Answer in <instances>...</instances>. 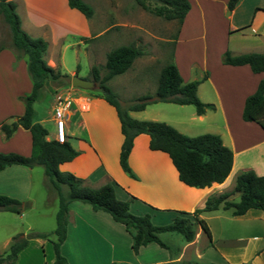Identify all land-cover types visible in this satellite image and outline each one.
Wrapping results in <instances>:
<instances>
[{
    "label": "crops",
    "instance_id": "obj_1",
    "mask_svg": "<svg viewBox=\"0 0 264 264\" xmlns=\"http://www.w3.org/2000/svg\"><path fill=\"white\" fill-rule=\"evenodd\" d=\"M11 1L14 2L20 25L26 23L41 26L45 31L52 30L54 33L55 23L61 24L64 32L70 30L71 22H86V18H80L73 12L75 8L69 7L66 0ZM188 2L189 7L172 39L173 62L182 81L198 79L196 95L201 101L213 105L201 113L195 112L197 118H213L215 113L220 118L218 125L214 121L211 124L214 126L212 132L218 134L222 143L232 152L231 166L225 178L202 187L183 183L178 179L167 153L149 148L148 135L143 132L132 138L127 161L135 177L129 176L118 163L122 135L114 107L101 96L73 88L70 91L72 102L65 119V134L66 140L77 153L58 164L59 169L82 177L89 186L111 182L114 195L129 200L130 212H151L150 219L152 212L162 213V223L168 222L174 215L192 218L190 212L201 207L208 195L230 191L234 177L240 171L250 169L256 174L264 173V129L253 120L241 118L244 97L255 89L263 71L253 72L247 63L220 61V54L225 49L232 53L264 52V0H236L229 10L226 9V0ZM65 25H68L66 29ZM83 30V35L90 34L87 29ZM102 30L95 31L93 35ZM191 66L197 69V75H190L188 68ZM180 68H183L184 73ZM30 86L25 57L13 56L10 48H1L0 122L22 113L23 103L19 95L28 92ZM52 102L47 117H44V111L34 108L35 119L41 124L47 118L53 126ZM141 109H130L128 114L135 117ZM46 138H53V134H47ZM29 149L30 134L26 128L18 125L8 137H4L0 131V150L28 154ZM30 168L22 164H10L0 169V193L24 198V190L28 189L30 181ZM230 177L232 183L229 182ZM207 211L198 213V217L204 219L206 216L203 212ZM247 213L264 218V210L255 207L231 215L239 218ZM206 224L210 238L196 223L192 239L184 241L181 238L180 249L174 255H170L167 248L154 241L140 245L134 253L130 246L131 237L120 222L102 209H93L89 203L73 199L67 203L65 237L60 243V252L68 264H163L180 262L182 250L202 239L192 252L194 258L200 260L203 258L221 264H237L249 260L248 264H251L258 255L264 254L262 247L252 255L255 246L248 248V244L242 241L258 239V235L252 234L245 239L237 236L235 243L230 244L227 237L220 236L214 240L210 226ZM44 251L48 260L52 261L51 244L46 238H29L18 249L13 264H46Z\"/></svg>",
    "mask_w": 264,
    "mask_h": 264
},
{
    "label": "trees",
    "instance_id": "obj_2",
    "mask_svg": "<svg viewBox=\"0 0 264 264\" xmlns=\"http://www.w3.org/2000/svg\"><path fill=\"white\" fill-rule=\"evenodd\" d=\"M142 8L164 19H173L179 25L189 7L188 0H134ZM69 7L77 9L85 17L93 13L92 6L84 0H66ZM236 0H226V9L233 7ZM0 16L9 30V40L0 42L2 47H9L16 56L24 55L26 71L30 78V90L19 95L23 103V111L7 121L0 122V131L8 137L20 125L30 134V149L28 154L16 151H0V169L10 164L31 166L40 164L51 189L57 196L55 211V226L50 232L29 231L25 235L15 234L8 242L6 250L0 252V264H13L18 249L29 238H49L53 250L52 264H68L65 256L60 252V243L65 237L67 203L77 199L90 204L93 209H102L116 221L120 222L131 237L130 246L135 253L138 247L150 241L168 248L158 233L173 230L181 234L184 241H189L194 235L193 223H198L202 231L210 238V232L205 220L198 217V213L215 209L218 206L229 208L230 214H241L249 207L264 210V173L256 174L247 169L238 172L230 191H223L208 195L201 207L194 208L189 218L186 215H174L170 221L154 224L147 212L135 214L128 210V199H119L114 195L112 183L106 181L98 186L87 185L82 177L61 170L58 164L71 159L77 150L66 140L57 141L46 138L47 130L37 119L33 102L40 95L41 88L47 82L59 85L68 84L62 76L68 75L59 68L50 66L44 58L46 41L39 36H31L20 26L14 2L0 0ZM176 34V33H175ZM173 43V42H172ZM141 53L138 46L133 44H118L108 49L104 54L103 71L99 73L95 65H91V79L97 84L96 89L89 90L92 95L101 96L111 104L118 117L119 129L122 135L118 150V163L121 169L131 177H135L127 161L128 152L132 145V138L137 133L148 135V147L159 149L167 153L177 171V177L183 183L202 187L212 181L220 182L228 174L232 152L222 143L218 134L201 132L187 135L162 120L139 119L128 114L130 109H141L147 99L171 100L178 103H191L196 113L205 108H212L210 102L201 101L196 95L198 79L182 81L172 53L159 68L156 86L152 95L139 94L130 102L121 105L116 94L107 84V79L113 74L125 70L133 58ZM223 63H247L253 72L263 71L255 89L244 97L241 118L253 120L264 129V52L232 53L225 49L220 54ZM55 91V90H54ZM88 91V90H87ZM231 191L238 192V199L231 200L227 195ZM22 202L18 198L0 193V209L19 212ZM52 234L53 237H50ZM195 264H221L211 260H198ZM231 264V263H226Z\"/></svg>",
    "mask_w": 264,
    "mask_h": 264
},
{
    "label": "rangeland",
    "instance_id": "obj_3",
    "mask_svg": "<svg viewBox=\"0 0 264 264\" xmlns=\"http://www.w3.org/2000/svg\"><path fill=\"white\" fill-rule=\"evenodd\" d=\"M92 6L93 13L85 17L76 9L73 12L80 18H86V22L70 24V30L62 32L63 26L55 23L54 33L45 31L41 26L22 23L25 31L32 36L42 37L46 41L45 60L47 64L57 67L61 72L68 75L62 76L68 84L59 85L56 82H47L40 90V95L33 102V107L38 111L45 112L47 117L50 101L52 102L54 90H85L90 93L91 89H84L70 85V76L91 78L90 67L95 65L99 73L103 71L105 52L115 45L126 43L139 47L141 53L133 58L130 65L120 73L113 74L107 79V84L114 91L120 104L130 102L139 94H153L156 86V77L160 66L169 59L172 53V39L175 36L178 24L175 20L164 19L158 15L142 8L134 0H84ZM73 22L75 20L72 18ZM20 21V20H19ZM20 25V26H21ZM65 29L68 25L64 26ZM22 28V27H21ZM90 34L83 35V29ZM23 29V28H22ZM103 29V30H102ZM24 30V29H23ZM102 30L97 35L95 31ZM43 31V32H42ZM45 31V32H44ZM85 34V33H84ZM9 40V30L6 23L0 20V42L6 43ZM6 47V46H5ZM4 48V47H2ZM9 48V47H7ZM13 56L15 55L11 49ZM20 56H23L21 54ZM19 57V56H18ZM173 60V54H172ZM184 73L183 68H180ZM190 75H197L195 67L188 68ZM196 78L198 76H195ZM97 88L94 87L93 89ZM88 90V91H87ZM71 93V92H70ZM72 95V93H71ZM92 95V94H91ZM73 96V95H72ZM132 115V114H131ZM213 118H197L195 108L191 103H178L171 100L154 99L153 96L147 99L143 109L135 114L137 118L162 120L169 123L177 130L194 135L201 132H212L213 121L218 125L221 121L218 114ZM152 117V118H151ZM44 126L47 134L52 135L54 130L50 119L44 118ZM77 129V127H76ZM76 131V130H75ZM77 132V131H76ZM3 151V150H0ZM27 165H23L25 167ZM30 181L28 189L24 190L26 195L21 200L19 212L8 209H0V252L6 250L8 242L15 234L25 235L29 231L50 232L55 226V211L57 209V196L50 188L43 168L40 164H33L29 170ZM232 177L229 182L232 183ZM231 200L238 199V192L231 191L228 196ZM147 213L150 215L151 212ZM162 213L152 212L150 221L154 224H161ZM204 220L210 226L212 238H229L228 243H235V237L256 234L258 239L242 240L250 246H255L253 254L258 249L264 248V218L260 216L245 214L236 218L229 213V208H216L214 211L203 212ZM170 221V220H169ZM166 223V222H165ZM196 223H193V228ZM159 237L166 242L167 251L170 255L178 253L180 249L181 234L173 230H165L158 233ZM50 237H53L50 234ZM33 238V237H31ZM43 238V237H42ZM200 239V238H199ZM212 239V241H214ZM198 240V239H197ZM46 241L51 244L49 238ZM227 241V240H226ZM202 242V239L192 245L185 247L181 252L180 262L163 264H195L200 260L192 254L195 247ZM248 250V249H247ZM40 254V253H39ZM51 255L53 250L51 245ZM51 255L49 258H51ZM207 253H205L206 257ZM203 257V256H202ZM44 261L52 264L44 251ZM47 259V260H46ZM201 260H204L203 258ZM249 260L237 262V264H248ZM41 264H43L41 262ZM162 264V263H160ZM251 264H264V254L258 255L255 262Z\"/></svg>",
    "mask_w": 264,
    "mask_h": 264
},
{
    "label": "built area",
    "instance_id": "obj_4",
    "mask_svg": "<svg viewBox=\"0 0 264 264\" xmlns=\"http://www.w3.org/2000/svg\"><path fill=\"white\" fill-rule=\"evenodd\" d=\"M52 98L53 138L57 141H63L66 138L65 119L68 116L72 95L68 90H57L54 91Z\"/></svg>",
    "mask_w": 264,
    "mask_h": 264
},
{
    "label": "water",
    "instance_id": "obj_5",
    "mask_svg": "<svg viewBox=\"0 0 264 264\" xmlns=\"http://www.w3.org/2000/svg\"><path fill=\"white\" fill-rule=\"evenodd\" d=\"M70 85L84 89H93L96 87V83L93 79L81 77L77 74H72L70 76Z\"/></svg>",
    "mask_w": 264,
    "mask_h": 264
}]
</instances>
